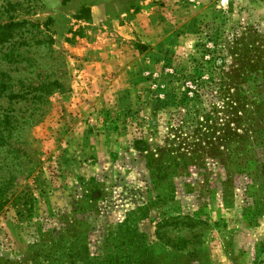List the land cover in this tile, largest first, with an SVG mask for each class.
Returning a JSON list of instances; mask_svg holds the SVG:
<instances>
[{"label":"rangeland","instance_id":"1","mask_svg":"<svg viewBox=\"0 0 264 264\" xmlns=\"http://www.w3.org/2000/svg\"><path fill=\"white\" fill-rule=\"evenodd\" d=\"M21 20L61 87L0 160V264H264V0H0Z\"/></svg>","mask_w":264,"mask_h":264},{"label":"trees","instance_id":"2","mask_svg":"<svg viewBox=\"0 0 264 264\" xmlns=\"http://www.w3.org/2000/svg\"><path fill=\"white\" fill-rule=\"evenodd\" d=\"M22 24L29 23L21 20L0 24V51L3 44H6L4 50L0 52V160H5L8 164V171L17 170L10 159H17L18 152H21L20 147L16 145L20 140V133L37 119L39 107L47 102L52 90L61 87L58 78H49L51 70L41 74L35 72L38 68V57L53 60L61 57L59 52L42 44L40 56L35 57L32 51H19L14 48L16 40L11 39L9 30ZM32 25L31 23L30 26ZM35 42L50 44L51 38L47 36L43 41L39 37L34 40ZM5 147L9 148L5 149ZM8 155L10 156L7 158ZM2 194L3 192H0V205L6 202L5 194L4 196ZM127 230L128 226L124 220L118 225L116 234L119 235ZM187 238L188 235L185 233L177 237L183 244H186ZM183 247L185 248L184 245ZM139 248L142 254L150 253L144 239L140 241ZM135 264H143V262Z\"/></svg>","mask_w":264,"mask_h":264},{"label":"crops","instance_id":"3","mask_svg":"<svg viewBox=\"0 0 264 264\" xmlns=\"http://www.w3.org/2000/svg\"><path fill=\"white\" fill-rule=\"evenodd\" d=\"M94 9H96V6H91V12L93 13Z\"/></svg>","mask_w":264,"mask_h":264}]
</instances>
